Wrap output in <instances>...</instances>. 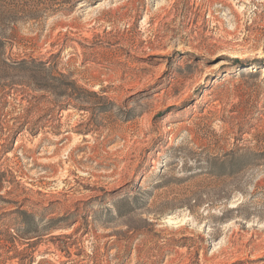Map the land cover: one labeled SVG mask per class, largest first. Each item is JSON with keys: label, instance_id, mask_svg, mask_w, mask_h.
<instances>
[{"label": "rangeland", "instance_id": "rangeland-1", "mask_svg": "<svg viewBox=\"0 0 264 264\" xmlns=\"http://www.w3.org/2000/svg\"><path fill=\"white\" fill-rule=\"evenodd\" d=\"M0 264H264V0H0Z\"/></svg>", "mask_w": 264, "mask_h": 264}]
</instances>
